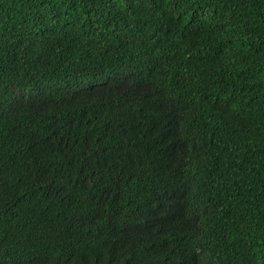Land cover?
<instances>
[{
  "label": "trees",
  "instance_id": "1",
  "mask_svg": "<svg viewBox=\"0 0 264 264\" xmlns=\"http://www.w3.org/2000/svg\"><path fill=\"white\" fill-rule=\"evenodd\" d=\"M0 264H264V0H0Z\"/></svg>",
  "mask_w": 264,
  "mask_h": 264
}]
</instances>
